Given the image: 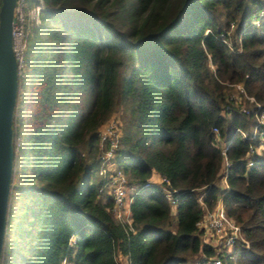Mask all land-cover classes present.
Wrapping results in <instances>:
<instances>
[{
	"label": "trees",
	"instance_id": "16d2710c",
	"mask_svg": "<svg viewBox=\"0 0 264 264\" xmlns=\"http://www.w3.org/2000/svg\"><path fill=\"white\" fill-rule=\"evenodd\" d=\"M24 2L0 264H118V253L130 264H264V157L247 169L258 139L239 133L250 134L257 110L234 87L264 108V0ZM117 98L126 115L114 162L133 187L129 223L98 191V130ZM219 198L248 250L203 240L197 223Z\"/></svg>",
	"mask_w": 264,
	"mask_h": 264
},
{
	"label": "built area",
	"instance_id": "2783aa9c",
	"mask_svg": "<svg viewBox=\"0 0 264 264\" xmlns=\"http://www.w3.org/2000/svg\"><path fill=\"white\" fill-rule=\"evenodd\" d=\"M43 4L40 2L32 11L33 17L37 19L40 9ZM26 20L25 2L24 0H17L14 10V25H13V49L18 61V72L21 71L23 64V53L25 48L24 38L25 30L24 24ZM238 93L242 94L244 98L249 100L254 107H256V113L254 115L255 121L253 122V128L250 134L240 130V136L242 138H257L258 144L251 147L249 151V158L246 162V167L249 169L254 166L255 159L257 157H264V108L258 104L253 97H249L244 92L243 87L240 84L234 85ZM240 95H233L237 103L241 101ZM242 112L248 114V109L245 107L240 108ZM260 111V113L258 112ZM121 121L116 115H112L98 130L99 133V149H100V166L97 172L102 184L99 186L98 191L107 193L113 202L112 211L114 216L125 223L130 222V209L131 192L133 187L129 186L128 181L124 173L115 165L114 157L115 152L118 149L119 137H120ZM217 132L216 129H214ZM249 135V136H248ZM218 145L222 153V168L224 170V176L222 178L223 185L227 187L226 175L229 167V161L226 155V144L218 142ZM163 181V179L161 180ZM159 182V181H158ZM164 194L171 206H175L174 191L170 188L163 187ZM200 202L203 204L201 196ZM198 227L203 230V240L207 243L211 240L206 239V236L212 235L219 238V243L223 247L227 248V251L234 250V252H241L242 250L249 249V242L244 238L241 227L231 217H229L223 207L221 198L218 199L213 209H204V215L197 223ZM74 242V238H71L70 243ZM242 243V247H236L237 243ZM229 249V250H228ZM62 264H67L65 259L62 260ZM127 264H130L128 259ZM189 264H221L219 257H213L205 259L203 262L195 260Z\"/></svg>",
	"mask_w": 264,
	"mask_h": 264
},
{
	"label": "water",
	"instance_id": "95a60500",
	"mask_svg": "<svg viewBox=\"0 0 264 264\" xmlns=\"http://www.w3.org/2000/svg\"><path fill=\"white\" fill-rule=\"evenodd\" d=\"M16 2L1 0L0 3V259L6 233L14 158L12 120L18 88V61L13 49Z\"/></svg>",
	"mask_w": 264,
	"mask_h": 264
},
{
	"label": "rangeland",
	"instance_id": "374dc122",
	"mask_svg": "<svg viewBox=\"0 0 264 264\" xmlns=\"http://www.w3.org/2000/svg\"><path fill=\"white\" fill-rule=\"evenodd\" d=\"M31 16L33 17V13H31ZM124 62H123V65L120 67V70L118 71V75H117V77H116V91H118L119 90V86H120V82H121V72L123 71V67H124V64H125V60H123ZM121 73V74H120ZM232 91V90H231ZM232 94L233 95H235V96H237L238 94L235 92V91H232ZM113 115H116L118 118H119V120L122 122L123 120H124V117H125V111H124V109L122 108V105H121V103H120V100L117 98L116 99V106H115V110H114V113H113ZM251 131V129H249V131L248 132H250ZM83 146V145H82ZM201 196V193H199V197ZM173 219H172V223L170 224V225H168L167 226V229H169V230H171V231H175L176 230V222H175V217H172ZM206 239H209V240H211V241H217V242H219V238H217V237H214V236H212V235H207L206 236ZM229 250V249H228ZM119 256H125V255H122V254H119ZM126 257V256H125ZM126 259H127V257H126Z\"/></svg>",
	"mask_w": 264,
	"mask_h": 264
},
{
	"label": "crops",
	"instance_id": "0c3cea01",
	"mask_svg": "<svg viewBox=\"0 0 264 264\" xmlns=\"http://www.w3.org/2000/svg\"><path fill=\"white\" fill-rule=\"evenodd\" d=\"M152 180L154 182H158L159 181L158 175L154 173L152 175ZM116 260H117L118 264H127L128 258L126 259L125 256H119V253H118V254H116Z\"/></svg>",
	"mask_w": 264,
	"mask_h": 264
}]
</instances>
